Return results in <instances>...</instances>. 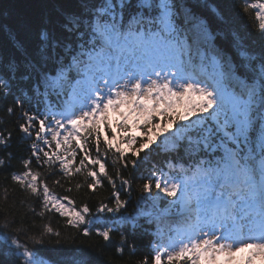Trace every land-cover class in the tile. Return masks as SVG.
Segmentation results:
<instances>
[{
    "label": "snow or ice",
    "instance_id": "snow-or-ice-1",
    "mask_svg": "<svg viewBox=\"0 0 264 264\" xmlns=\"http://www.w3.org/2000/svg\"><path fill=\"white\" fill-rule=\"evenodd\" d=\"M198 7L190 0H73L54 6L43 18L33 47L9 32L16 55L0 65V93L9 95L19 74L45 101L44 112L22 113L25 123L18 127L28 137L35 130V139L31 155L22 160L23 171L11 177L39 200V212L29 206L33 215L55 212L77 229L99 220L105 227L97 235L111 242V226L99 215L86 219L87 204L79 211L66 207L62 200L68 197L53 193L33 170V158L37 166L59 162L65 177L85 175L89 189L101 185V177L115 189L101 160V138L103 155L115 149L124 160L128 153L139 157L162 136L164 150L187 158L186 164L170 163L174 175L159 170L143 178L140 190L147 196L141 197L135 216L120 218L134 223L154 211L182 218L175 236L153 248L151 264H255L257 256L264 259V3L244 0V12L258 9L259 49L252 48L247 34L232 31L234 57L215 46L210 22ZM213 11L212 23L227 25ZM50 96L66 97L61 110H53ZM10 137L0 132L5 150ZM93 143L95 158L89 149ZM130 163L137 165L136 159ZM5 164L0 159V166ZM129 184L121 179L122 187ZM112 195L114 206L101 202L98 213H117L128 203L119 191ZM166 198L167 206L159 209ZM145 201L151 210L140 207ZM9 226L7 220L0 225L9 245L4 255L22 264H100L86 249L60 246L65 241L50 224L41 226L39 239L23 227L9 233ZM90 233V227L83 228L84 236ZM46 243L52 247H35ZM125 246L121 236L116 251L122 253ZM140 264H149V257Z\"/></svg>",
    "mask_w": 264,
    "mask_h": 264
},
{
    "label": "trees",
    "instance_id": "trees-1",
    "mask_svg": "<svg viewBox=\"0 0 264 264\" xmlns=\"http://www.w3.org/2000/svg\"><path fill=\"white\" fill-rule=\"evenodd\" d=\"M257 0H249V3H255ZM73 0H0V65L5 61L12 59L16 52L14 44L10 39L9 32H16L18 36L25 40L29 47H33L38 42V32L42 27L43 18L54 11V6L58 4L68 5ZM190 2L199 5L198 12L203 15L204 19L210 22V27L215 36L213 43L227 56H235V51L231 46L232 31H238L241 34L249 36V43L254 50L259 49V31L256 27L255 12L257 9H249L248 12L243 11L244 0H190ZM220 12L228 21L227 25L217 27L212 23L216 20V12ZM220 34H217V33ZM198 61V59H197ZM33 85L20 79L19 74L12 81V90L6 97L0 93V132L7 135L11 133L9 147L7 150L0 145V159H6V164L0 166V225L5 220L10 222L8 228L9 233L23 227L28 235H37L41 231L43 224H50L54 231H59L64 239V243L60 246L65 248H83L90 251L100 264H140L145 256L149 257L151 264V256L154 255L153 248L160 243H166L168 234L164 232L172 224L177 221L169 215H160L154 211L151 216L139 215L134 223L121 222V216L136 215L138 202L142 196L140 186L152 171L159 174V170L164 173L174 175L170 171L169 164L185 163L186 159L181 160L176 152L164 150L160 144L163 137L156 140L149 149H145L140 153L139 157H132L131 153L126 154V159L121 160L119 155L112 149L107 155H103L105 145L103 137L101 138V160L105 163L106 171L109 176L115 180L116 188L108 183L106 178L101 177V185L95 190L89 189L87 184L91 182L90 178L86 180L85 175L74 174L71 177H65L60 170L59 162L49 165L41 162L40 166L35 164L33 158L32 168L34 171L41 173V179L48 183L53 193L59 197L67 196L68 200H62V203L69 209L75 208L79 211L84 204H87L90 213L86 219L91 220L96 216H100L105 220L108 226H111L110 232L111 242H106L102 237L97 235V229H103L105 224L95 221L92 225H80L73 228L66 224V217H61L58 213H46L44 218L35 216L29 210V206L39 212L40 202L35 197L30 196L28 192L21 189V186L12 180V174L23 171L22 160L31 155V144L35 139V130H32V136L28 137L20 131L18 125L25 123L22 116L23 112L34 114L44 112L45 101L42 96H38L33 90ZM66 97L61 96L59 99L55 96L49 97V103L53 106L54 111L61 110V102ZM12 108V113L8 109ZM59 118V117H57ZM38 127V125H37ZM174 131V128L172 129ZM138 141L140 140V132H135ZM109 139L111 136L109 135ZM157 145H160L158 148ZM139 143L137 144V147ZM46 151L47 146L41 145ZM89 149L92 157H96L94 143L90 144ZM11 154V159H7ZM42 155V154H41ZM82 153H78L75 165L78 166L79 158ZM179 155L183 156V149L179 150ZM131 159H136L137 165L134 167ZM127 164V167H125ZM98 170V166H96ZM119 173V176H117ZM121 179H128V186L121 185ZM59 180V184L54 182ZM80 187L77 188L76 185ZM5 189H7V198L5 199ZM71 189V191H68ZM119 191L121 199L128 201L123 209L117 213H98L97 209L101 202L108 204L109 207L114 206L113 192ZM155 191V189H154ZM163 195V194H161ZM71 201V203H69ZM23 202V203H22ZM167 206V198L159 203V209ZM144 211L151 210L150 201L140 204ZM90 227L89 236L83 235V228ZM3 229L0 228V264H22V259L15 256L4 255L9 245H5L2 239ZM121 236L126 238L127 246L122 253L116 251ZM21 242L26 241V237L21 235ZM55 239V237H53ZM29 246L33 245L29 243ZM35 247H52L50 244L35 245ZM163 259V257H162Z\"/></svg>",
    "mask_w": 264,
    "mask_h": 264
},
{
    "label": "rangeland",
    "instance_id": "rangeland-1",
    "mask_svg": "<svg viewBox=\"0 0 264 264\" xmlns=\"http://www.w3.org/2000/svg\"><path fill=\"white\" fill-rule=\"evenodd\" d=\"M257 2V1H256ZM259 2L264 3V0H259ZM258 10V9H257ZM14 248V246H11ZM239 255V254H238ZM255 264H264V259H262L261 257L257 256L255 258Z\"/></svg>",
    "mask_w": 264,
    "mask_h": 264
}]
</instances>
